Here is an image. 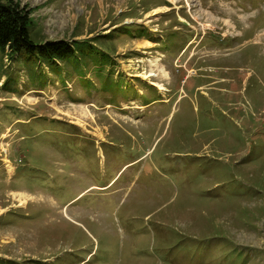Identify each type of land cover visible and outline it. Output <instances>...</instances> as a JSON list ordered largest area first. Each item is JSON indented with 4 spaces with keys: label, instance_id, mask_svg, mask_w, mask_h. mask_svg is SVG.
<instances>
[{
    "label": "rangeland",
    "instance_id": "rangeland-1",
    "mask_svg": "<svg viewBox=\"0 0 264 264\" xmlns=\"http://www.w3.org/2000/svg\"><path fill=\"white\" fill-rule=\"evenodd\" d=\"M15 1L0 264H264V0Z\"/></svg>",
    "mask_w": 264,
    "mask_h": 264
},
{
    "label": "trees",
    "instance_id": "trees-1",
    "mask_svg": "<svg viewBox=\"0 0 264 264\" xmlns=\"http://www.w3.org/2000/svg\"><path fill=\"white\" fill-rule=\"evenodd\" d=\"M31 12L15 0L0 1V47L10 52L32 53L50 63L68 59L75 54L66 40L45 41L35 45L29 36L28 26Z\"/></svg>",
    "mask_w": 264,
    "mask_h": 264
},
{
    "label": "bare ground",
    "instance_id": "bare-ground-1",
    "mask_svg": "<svg viewBox=\"0 0 264 264\" xmlns=\"http://www.w3.org/2000/svg\"><path fill=\"white\" fill-rule=\"evenodd\" d=\"M161 8H155L154 10H153V12L154 11H159ZM157 63L155 62L154 63V65H156ZM160 87H159V89L161 90V89H163L162 87H161V85H159ZM8 167H9V169H8V171L10 172V171H12V166H11V164H9V162H8ZM22 195V194H21ZM20 198H22V197H20Z\"/></svg>",
    "mask_w": 264,
    "mask_h": 264
}]
</instances>
